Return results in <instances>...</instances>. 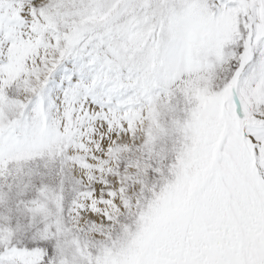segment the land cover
Returning <instances> with one entry per match:
<instances>
[{"label":"snow or ice","instance_id":"6c2138e0","mask_svg":"<svg viewBox=\"0 0 264 264\" xmlns=\"http://www.w3.org/2000/svg\"><path fill=\"white\" fill-rule=\"evenodd\" d=\"M0 264H264V0H0Z\"/></svg>","mask_w":264,"mask_h":264}]
</instances>
